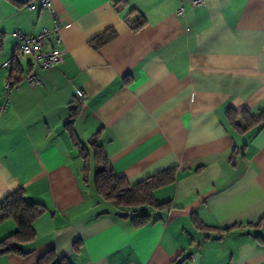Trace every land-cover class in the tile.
I'll use <instances>...</instances> for the list:
<instances>
[{"label": "crops", "instance_id": "obj_1", "mask_svg": "<svg viewBox=\"0 0 264 264\" xmlns=\"http://www.w3.org/2000/svg\"><path fill=\"white\" fill-rule=\"evenodd\" d=\"M28 1L0 0V103L16 30L34 35L55 16L51 45L64 54L35 68L40 86L20 80L0 110V200L22 188L45 206L26 253L0 264H36L50 250L71 264H264L254 237L264 227L247 225L264 217V123L246 126L242 112L264 111V0ZM108 30L115 37L93 48ZM92 142L129 184L174 167L153 193L168 207L103 200ZM16 229L2 221L0 240Z\"/></svg>", "mask_w": 264, "mask_h": 264}, {"label": "trees", "instance_id": "obj_2", "mask_svg": "<svg viewBox=\"0 0 264 264\" xmlns=\"http://www.w3.org/2000/svg\"><path fill=\"white\" fill-rule=\"evenodd\" d=\"M144 20H139L132 24V29L137 30L143 25ZM115 37V32L108 30L90 41L93 48H98L108 43ZM4 33L0 32V49L2 48ZM21 66L15 62L11 68V80L18 81L22 76ZM71 117L78 114L80 105L75 99L70 105ZM243 119L246 126L262 122L264 123V111L257 115H252L244 110ZM234 122V119H233ZM92 149L95 160L93 183L98 195L105 201H108L122 210H129L140 205H148L153 208L163 209L168 207L169 202H158L154 198V191L160 187L173 182L175 177V168H166L155 173L146 179L135 184H129L127 179L117 176L112 167L109 165L106 156L103 154L101 147L92 142ZM45 211L42 203L29 201L26 199L25 192L22 188L8 192L0 200V223L6 219H12L16 224V231L0 240V254L16 253L24 255L26 252L22 246L32 241L35 237L33 222ZM149 215L134 216L133 220L136 225L145 223ZM252 229L264 227V217L258 222L247 224ZM240 226V225H238ZM229 228L225 229L228 230ZM254 237L261 243H264V237L258 232ZM36 264H71L66 258L56 259L54 251L50 250L44 253Z\"/></svg>", "mask_w": 264, "mask_h": 264}, {"label": "built area", "instance_id": "obj_3", "mask_svg": "<svg viewBox=\"0 0 264 264\" xmlns=\"http://www.w3.org/2000/svg\"><path fill=\"white\" fill-rule=\"evenodd\" d=\"M206 0H190V6L196 7L205 4ZM50 0H29L26 3L28 9H37L39 7H48ZM176 15L183 16L184 10L179 6L176 10ZM53 27L42 28L34 35H25L16 30L13 33L15 38L14 50L11 57L3 63V67L8 70L9 78L4 84L3 100L0 103V110H4L8 102V96L11 89L23 80L31 86H40L41 79L35 73V68L41 67L51 69L63 61L64 50L51 45V42L60 43L58 30L60 23L55 16H52ZM14 62H17L22 68V76L18 81L11 80V68ZM76 97L82 98L83 92L76 90Z\"/></svg>", "mask_w": 264, "mask_h": 264}]
</instances>
